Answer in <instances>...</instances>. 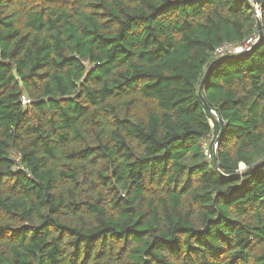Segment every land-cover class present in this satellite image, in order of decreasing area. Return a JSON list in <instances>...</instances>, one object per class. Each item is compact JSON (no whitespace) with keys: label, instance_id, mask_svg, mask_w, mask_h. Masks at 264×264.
<instances>
[{"label":"trees","instance_id":"obj_1","mask_svg":"<svg viewBox=\"0 0 264 264\" xmlns=\"http://www.w3.org/2000/svg\"><path fill=\"white\" fill-rule=\"evenodd\" d=\"M248 2L0 0V264H264Z\"/></svg>","mask_w":264,"mask_h":264},{"label":"built area","instance_id":"obj_2","mask_svg":"<svg viewBox=\"0 0 264 264\" xmlns=\"http://www.w3.org/2000/svg\"><path fill=\"white\" fill-rule=\"evenodd\" d=\"M256 11H258V6L255 5L254 7ZM257 37L255 35L251 36L249 39H247L243 44L236 45L231 42L222 43L219 46L215 47L214 49V55L216 57L226 56L227 54L235 55L242 53L244 51H248L251 46L256 44ZM22 104L30 102V99L25 96L21 99ZM202 140V146H203V154L207 159H212V153L216 149L217 142L213 139V136H207V138H203ZM212 144V145H211ZM241 166H243L241 164ZM242 168V167H241Z\"/></svg>","mask_w":264,"mask_h":264},{"label":"water","instance_id":"obj_3","mask_svg":"<svg viewBox=\"0 0 264 264\" xmlns=\"http://www.w3.org/2000/svg\"><path fill=\"white\" fill-rule=\"evenodd\" d=\"M245 2H247V3H249L248 2V0H244ZM253 16H254V18H255V20H256V22H257V37L260 39L261 38V27H260V20H259V18H258V12L256 11V9L254 8L253 9ZM239 55H242V53L241 54H238V55H230V54H227L226 56H221V57H219L217 60H221V59H227V58H231V57H238ZM205 76L206 75H204V77H203V79L201 80V83H200V85H199V87H198V96H199V98H200V100L202 101V103H203V105L206 107V110L208 111V113H210V114H212V113H214V111L213 110H211V108L206 104V101H205V99L203 98V95H202V90H201V85H202V82L204 81V79H205ZM218 121H219V123H221V120L220 119H218ZM222 124V123H221ZM220 135H221V131H219V133L216 135V137H215V140H216V142H218L219 141V138H220ZM261 163H264V161L263 162H261ZM261 163H258V164H256L255 166H257V165H259V164H261ZM213 166H214V168L215 169H217L218 170V164H217V157H215V155L213 154ZM254 166V167H255ZM254 167H251V168H249V169H247V170H251V169H253ZM247 172V171H246ZM246 172H235V175H240V174H244V173H246Z\"/></svg>","mask_w":264,"mask_h":264}]
</instances>
